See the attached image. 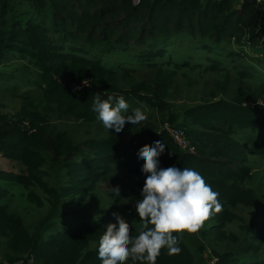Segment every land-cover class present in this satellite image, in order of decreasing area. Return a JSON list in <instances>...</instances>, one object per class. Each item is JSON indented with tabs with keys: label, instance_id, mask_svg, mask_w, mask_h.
Here are the masks:
<instances>
[{
	"label": "trees",
	"instance_id": "trees-1",
	"mask_svg": "<svg viewBox=\"0 0 264 264\" xmlns=\"http://www.w3.org/2000/svg\"><path fill=\"white\" fill-rule=\"evenodd\" d=\"M233 41L264 68V0H0V79L24 66L38 81L21 104L29 127L0 115V154L23 167L0 171L6 264H102L99 239L118 223L113 213L130 236L146 231L135 207L146 180L137 153L158 140L159 167L200 173L222 211L195 233H173L180 253L162 249L156 264H204L208 241L212 264H264V174L254 169L264 166V72L236 69L235 56L246 54L225 55ZM96 93L122 95L127 114L139 107L147 119L120 133L104 128ZM53 114L84 125L61 129ZM160 124L183 129L194 150ZM103 183L120 195L102 196ZM29 207L42 213L35 224L21 211Z\"/></svg>",
	"mask_w": 264,
	"mask_h": 264
},
{
	"label": "clouds",
	"instance_id": "clouds-1",
	"mask_svg": "<svg viewBox=\"0 0 264 264\" xmlns=\"http://www.w3.org/2000/svg\"><path fill=\"white\" fill-rule=\"evenodd\" d=\"M129 104L121 96L101 99L96 93L92 111L103 127L116 133L125 124H140L147 119L141 108L127 114ZM165 144L155 141L142 146L137 155L144 161L141 171L146 174L142 199L136 201V211L145 230L130 236V227L118 213H113L118 223H109L99 239L98 259L102 264H125L131 258L133 264H156L162 249L169 255L179 254L178 238L173 233L197 232L212 214L222 211L219 193L205 182L204 177L190 168L159 167V156ZM117 196L120 189H112ZM152 225L151 228L148 226Z\"/></svg>",
	"mask_w": 264,
	"mask_h": 264
},
{
	"label": "rangeland",
	"instance_id": "rangeland-1",
	"mask_svg": "<svg viewBox=\"0 0 264 264\" xmlns=\"http://www.w3.org/2000/svg\"><path fill=\"white\" fill-rule=\"evenodd\" d=\"M242 1L243 0H236V6L240 7ZM236 49L243 50L244 53L246 54L245 56L246 58L244 56H240V57L235 56L236 58L234 59L236 61L235 63L236 69L242 71L245 66L250 65V67L255 66L260 73L264 72L263 65H258V63L256 62L255 59L257 54H255L252 48L242 47V46L238 47L235 41H233L232 46L228 48L227 53L225 55L228 56L229 53L235 51ZM222 61H225V59H222ZM16 70L17 71L16 73H14L15 74L14 77L7 80L0 79V115L7 116L10 121H20L23 123V125L29 127V122L27 118H24L22 116V114L25 112L23 107H21V104L24 100L29 99L30 96L33 95L34 91L38 89V81L35 77H33L30 73L27 72L26 67L21 66ZM180 83L182 90V88L185 87L186 85L183 81ZM181 90L180 93H182ZM183 90H184L183 92L186 91L185 88H183ZM204 91L207 93L210 92L207 89H205ZM184 101L185 100L179 101L180 102L179 105H183L182 102ZM176 110L178 111V114L181 113L179 108ZM27 112L33 115V113H31L32 112L31 109H27ZM38 115H39L38 113H35L34 114L35 118H37ZM30 117L31 116H29L28 118L33 119V117L31 118ZM49 120L61 129H67V128L73 129L75 127H82L84 125L83 124L84 122L82 121L78 122L72 118L63 117L57 114H53L52 116H50ZM161 125L162 124H160V126ZM164 126L162 125L161 127L163 128ZM172 129L174 128L170 127V131H172ZM254 135H256V133H254ZM262 135L264 136V133H262ZM22 169L23 167H21L20 164L0 154V171L2 170V171L20 172ZM254 169H256L255 171L256 174L258 175V179H260V175L262 173L264 174V166L258 164L254 166ZM113 188L114 187L110 186L108 183L105 184L103 183V187L101 189L103 190L102 196L107 195V193L109 192H114L112 190ZM4 202L5 200L0 199V205L3 204ZM15 203L17 205V200L15 201ZM87 208H88L87 206L80 207L78 205H70L68 203L67 206L65 207L67 211H73L75 213L84 214V215L89 213ZM21 211L23 212L25 219L31 224H35L39 219H41L42 213L39 210H37L35 207H29L28 210L22 208ZM207 243H208L207 248L205 251H203L202 257L205 261L204 264H210V263L212 264V262H215L216 259L215 256H213L211 249L209 248L210 241H208ZM6 253H7V247L5 240L3 239L0 240V264H6L7 261ZM27 264H34V260L32 257L28 258Z\"/></svg>",
	"mask_w": 264,
	"mask_h": 264
},
{
	"label": "built area",
	"instance_id": "built-area-1",
	"mask_svg": "<svg viewBox=\"0 0 264 264\" xmlns=\"http://www.w3.org/2000/svg\"><path fill=\"white\" fill-rule=\"evenodd\" d=\"M261 1V0H258ZM140 2V0H134V4H138ZM81 87H78V89H80ZM170 127H173L174 129H172V131H170ZM163 129H165V131L171 136V138L174 140L175 144L177 146H179L181 149L183 150H187V151H193L194 148L191 146V142L188 141V137L186 132L181 129V128H177L175 126L166 124ZM16 264H24V261H19Z\"/></svg>",
	"mask_w": 264,
	"mask_h": 264
},
{
	"label": "water",
	"instance_id": "water-1",
	"mask_svg": "<svg viewBox=\"0 0 264 264\" xmlns=\"http://www.w3.org/2000/svg\"><path fill=\"white\" fill-rule=\"evenodd\" d=\"M243 1H253V3L257 4L259 1L258 0H243Z\"/></svg>",
	"mask_w": 264,
	"mask_h": 264
}]
</instances>
